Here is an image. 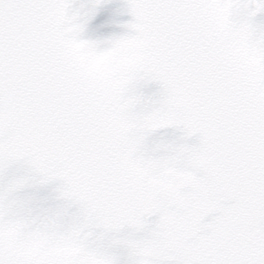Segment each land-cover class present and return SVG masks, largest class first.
<instances>
[{
    "label": "snow or ice",
    "instance_id": "6c2138e0",
    "mask_svg": "<svg viewBox=\"0 0 264 264\" xmlns=\"http://www.w3.org/2000/svg\"><path fill=\"white\" fill-rule=\"evenodd\" d=\"M101 2L0 0V264H264V0H126L106 80Z\"/></svg>",
    "mask_w": 264,
    "mask_h": 264
},
{
    "label": "water",
    "instance_id": "95a60500",
    "mask_svg": "<svg viewBox=\"0 0 264 264\" xmlns=\"http://www.w3.org/2000/svg\"><path fill=\"white\" fill-rule=\"evenodd\" d=\"M87 3L88 0H76L73 7L76 9L79 8L80 4L87 5ZM130 20L131 17L127 14L126 0H102L95 11V15L85 24L81 38L96 42L99 46L84 52L80 59L85 68L98 79L106 80L113 73L122 71L126 67L127 58L122 55L120 49L114 45L105 46V42L115 38L114 32H118L119 36L124 35L127 31L124 25ZM100 48L107 50L108 64L103 70H97L93 66L92 50ZM168 138H173L171 130H169ZM25 194L33 196L38 202L44 201L52 194L51 186L30 189Z\"/></svg>",
    "mask_w": 264,
    "mask_h": 264
},
{
    "label": "clouds",
    "instance_id": "9594fccd",
    "mask_svg": "<svg viewBox=\"0 0 264 264\" xmlns=\"http://www.w3.org/2000/svg\"><path fill=\"white\" fill-rule=\"evenodd\" d=\"M92 52H93V66L97 70H103L108 64L107 50L104 48H100V49H93Z\"/></svg>",
    "mask_w": 264,
    "mask_h": 264
},
{
    "label": "bare ground",
    "instance_id": "6f19581e",
    "mask_svg": "<svg viewBox=\"0 0 264 264\" xmlns=\"http://www.w3.org/2000/svg\"><path fill=\"white\" fill-rule=\"evenodd\" d=\"M119 28L121 29V26ZM114 35H115V38L119 36L118 32H114Z\"/></svg>",
    "mask_w": 264,
    "mask_h": 264
}]
</instances>
